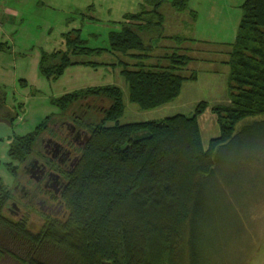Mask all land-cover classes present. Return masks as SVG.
<instances>
[{
  "label": "trees",
  "instance_id": "16d2710c",
  "mask_svg": "<svg viewBox=\"0 0 264 264\" xmlns=\"http://www.w3.org/2000/svg\"><path fill=\"white\" fill-rule=\"evenodd\" d=\"M162 3L164 0L154 3L150 11L127 15L129 21L122 25V31L109 35L111 52H151L153 35H162L161 22L156 21L162 19L158 12ZM181 3L184 0L175 5ZM93 10L91 7L88 12ZM242 12L228 62L232 69L229 83L232 106L214 110L218 137L205 145L199 123L204 104L192 116L121 125L119 119L125 107L120 89L91 88L68 94L52 104L64 110L82 102L83 94L105 95L110 104L101 107L103 120L89 133L90 140L79 154L78 166L63 169L67 186L58 198L66 211L62 229L53 224L35 238L23 226L10 223L3 216L7 196L2 190L0 228L35 250L59 253L64 256V259L59 256L63 261L60 264H144L149 249L161 253L166 264L200 263L198 228L206 211V184L220 173V151L230 148L241 123L264 117V0H246ZM80 32L62 35L65 50L44 54L40 69L44 78L57 81L73 65L70 56L91 52L79 49L86 44ZM0 51L9 49L0 44ZM191 61L185 54H176L171 58L169 70L154 66L148 70L143 66H133V70L123 68L121 74L128 84L130 101L144 110L173 102L186 80L178 72ZM84 64L95 68L104 65L94 62L75 65ZM4 99L0 90V102ZM109 122L115 125L107 126ZM42 127L27 136L16 137L9 150L10 159L24 163L35 150ZM2 167L15 172L0 159ZM8 254L22 264H45Z\"/></svg>",
  "mask_w": 264,
  "mask_h": 264
},
{
  "label": "rangeland",
  "instance_id": "374dc122",
  "mask_svg": "<svg viewBox=\"0 0 264 264\" xmlns=\"http://www.w3.org/2000/svg\"><path fill=\"white\" fill-rule=\"evenodd\" d=\"M159 1L161 0H29L31 8L25 11L24 19L32 32L33 42L39 40L37 44L51 53L53 50H65L62 35L80 30L81 40L86 44L79 49L91 50L88 55L70 56L73 65L45 90L53 98L49 104L56 112L50 109L43 98L41 106H35L34 102L25 103L15 115L19 123L24 122L23 126L28 132H32L39 124L43 126L39 131L35 150L24 163L10 159L8 151L3 152L4 146L0 145L1 161L6 167L10 164L15 171L12 173L5 167L0 168V190L7 196L3 216L10 223L23 226L33 237L42 236L47 226L53 224L61 230L64 220L63 215H51L48 211L26 206L11 194L21 180L24 165L35 161L34 159L39 162L44 159V144L49 139L68 143L56 135L53 124L66 120L90 133L103 120L101 107L110 104L109 99L101 94L97 97L83 94L80 97L82 102L74 103L64 110L54 106V100L91 88L116 87L121 90L124 99V114L119 119L121 125L158 122L177 115L192 116L198 106L204 104L205 111L200 115L199 123L205 145L219 136L218 118L214 110L232 106L229 89L232 69L228 62L231 60V45L237 40L243 16L242 6L246 0H184V4L177 6L175 3L179 0H164L158 11L162 14V19H156L161 22L162 35H153L152 51L112 53L109 35L122 31V25L129 21L126 16L139 14L143 10L150 11L154 3ZM24 2L19 5L27 7ZM44 3L48 8H44ZM91 5L94 10L89 13ZM166 37H171L174 41H164L163 38ZM176 54L192 58L187 67L177 71L186 78L179 97L153 110H144L132 103L128 84L121 74L122 69L133 70V66H143L148 70L154 66L162 71L169 70L171 58ZM90 58L94 63L104 65L96 68L85 64L75 65L78 61L88 64V61H92ZM38 94L36 90L31 91L33 98ZM28 108L32 115L27 114ZM37 109H42V112L35 114ZM46 109L49 111L45 112ZM44 115H50L49 120L44 119ZM114 125V122L107 123V126ZM236 136L238 137L229 149L220 151V173L215 180L206 184L208 200L205 215L198 228L197 244L202 251L198 264H264V117L241 123ZM81 152L82 148L76 151L78 155ZM55 168L56 172L63 174L62 166ZM34 186L27 182L29 189H34ZM46 195L52 198L50 193ZM57 199L55 196L53 202H57ZM14 202L23 209L19 215L15 208L12 213L7 212ZM0 249V264H22L8 253L24 261L33 259L45 264H60L63 262L61 259H64L59 253H43L26 242L16 241L2 228ZM144 264H166V260L158 251L149 249Z\"/></svg>",
  "mask_w": 264,
  "mask_h": 264
},
{
  "label": "crops",
  "instance_id": "0c3cea01",
  "mask_svg": "<svg viewBox=\"0 0 264 264\" xmlns=\"http://www.w3.org/2000/svg\"><path fill=\"white\" fill-rule=\"evenodd\" d=\"M23 1L27 3V7L19 5ZM43 5L44 8H48L46 3ZM91 7L93 6L91 5L89 9ZM30 8L29 0H0V44L9 49L8 52L0 51V90L5 94V101L0 103V145L4 146L3 152L6 150L8 153L16 137L29 135L40 126L39 124L32 132H28L27 128L23 126L24 122L19 123V119L16 118L17 112L28 102H34L35 106L37 104L41 106L43 98L47 104L51 103L53 98L48 96L49 94L45 90L51 87L52 82H56L41 75L40 69L44 54L49 55L56 51L53 50L52 53L49 50L45 51L37 44L39 40L36 43L32 41V32L27 27L28 22L24 19L25 11ZM163 39L164 41H174L171 37ZM88 62H94V60ZM81 63V61L77 62V64ZM32 90L39 93L35 98L31 96ZM53 110L56 112L55 109ZM28 111L27 114L32 115L29 108ZM47 111L49 110L46 109L45 112ZM41 112L42 109H37L35 114ZM44 117V119H48L50 115H44Z\"/></svg>",
  "mask_w": 264,
  "mask_h": 264
},
{
  "label": "flooded vegetation",
  "instance_id": "af4514ba",
  "mask_svg": "<svg viewBox=\"0 0 264 264\" xmlns=\"http://www.w3.org/2000/svg\"><path fill=\"white\" fill-rule=\"evenodd\" d=\"M85 114L88 115L89 113ZM53 125L56 128V135L67 140L68 143L63 144L62 142L52 139V141L62 146L60 153H56L54 148L55 145L49 143L51 139L46 141L44 144L45 157L41 160L42 162L38 161L39 163L35 164L33 163L34 161H31L28 165H25L23 167L21 180L17 186L14 187L13 193H11L26 206L39 208V210L43 212L48 211L51 215H63V217H65V205L59 199H57V202H53L55 201V196L58 198L61 197L65 185L63 174L56 172L55 167L62 166L63 169L68 170L72 168L74 160L79 156L76 151L85 147L89 132L78 127L75 123L66 120H61L58 124ZM27 182L33 183V185H35L34 189H29L27 187ZM40 190H42L44 194H42ZM46 193H50L52 198L48 197ZM14 208L17 209V215L21 214L23 211L21 205L14 202L8 207L7 212L11 211L12 213Z\"/></svg>",
  "mask_w": 264,
  "mask_h": 264
},
{
  "label": "water",
  "instance_id": "95a60500",
  "mask_svg": "<svg viewBox=\"0 0 264 264\" xmlns=\"http://www.w3.org/2000/svg\"><path fill=\"white\" fill-rule=\"evenodd\" d=\"M90 140V134H89V137L87 136V138H86V142H88ZM53 142V143H52ZM49 143L50 144H54L55 145V152L56 153H60V151H61V145L59 144V143H57V142H54V141H52V139L51 140H49ZM64 156H66V155H64ZM79 162H80V156H78L75 160H74V162H73V164H72V168L70 169V170H73V169H75L77 166H78V164H79ZM33 163H39L38 162V160H35ZM59 177H61V176H59ZM66 186H67V184H66V182H65V185H64V188H63V192H64V190L66 189ZM63 192H62V194H63Z\"/></svg>",
  "mask_w": 264,
  "mask_h": 264
}]
</instances>
